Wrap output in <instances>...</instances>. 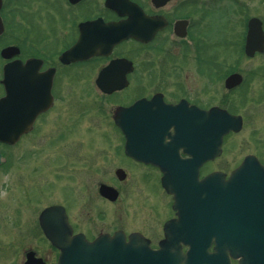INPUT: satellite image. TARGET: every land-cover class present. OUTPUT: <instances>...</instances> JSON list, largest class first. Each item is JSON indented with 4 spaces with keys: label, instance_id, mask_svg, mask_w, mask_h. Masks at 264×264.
Here are the masks:
<instances>
[{
    "label": "flooded vegetation",
    "instance_id": "af4514ba",
    "mask_svg": "<svg viewBox=\"0 0 264 264\" xmlns=\"http://www.w3.org/2000/svg\"><path fill=\"white\" fill-rule=\"evenodd\" d=\"M223 2L231 3L242 26L231 41L234 46L244 47L250 19H259L264 33V0H0V100L9 96L11 101L0 110V181L6 178L0 184V212L6 210L0 215V230L3 224L13 230L1 240L0 264H56L59 251L40 227V215L53 206L63 209L73 236L93 241L104 234L120 233L126 239L141 235L157 248L164 225L175 218L173 201L160 186L163 173L157 165L126 155L127 140L114 119L120 108L140 102L133 115L122 116L127 127L137 128L134 150L141 157L163 159L184 110L222 108V85L226 93L243 89L248 79L236 68L221 73L215 53L222 44ZM81 32L88 37L110 32L105 36L119 41L107 54L63 63L61 55L78 42ZM6 49L13 50L4 57ZM236 72L242 75L241 83L225 90V78ZM79 79L102 100L100 113L117 134L110 141L115 144L113 179L91 187L99 204L89 198L77 205L73 185L72 209L67 196L46 205V147L57 144L53 140L66 141L62 130L76 120V106L64 116L67 107L61 104L67 103L64 96L73 94ZM174 107L179 110L172 114ZM141 125L153 131H143ZM177 153L186 158L182 149ZM69 160L64 158L65 163ZM131 171L145 181L153 178L155 188H127L123 182ZM77 173L72 174L76 180ZM102 185L116 191L114 201L100 194Z\"/></svg>",
    "mask_w": 264,
    "mask_h": 264
},
{
    "label": "water",
    "instance_id": "95a60500",
    "mask_svg": "<svg viewBox=\"0 0 264 264\" xmlns=\"http://www.w3.org/2000/svg\"><path fill=\"white\" fill-rule=\"evenodd\" d=\"M105 35L111 33L88 37L87 32H81L76 45L60 60L68 63L107 54L119 39ZM10 50L13 49L4 50L2 56L5 57ZM263 50L261 23L258 19H251L245 55L253 57ZM240 82L241 76L232 74L226 78L225 88L232 89ZM9 104V96L1 99L0 110L4 111ZM139 105L140 102L126 109L120 108L114 121L129 138L125 148L128 156L159 165L163 172L161 185L173 196L176 219L164 225V239L159 242L158 249L153 250L140 235L130 236L127 242L118 233L102 235L92 242L82 236H71L63 209L49 207L40 215V227L60 252L57 264H231V261L264 264V167L255 157L246 156L228 178L224 173L213 172L199 179V168L221 154L223 137L241 130V117L218 108L184 110L183 118L178 126H174L177 137L166 146L165 158L152 159L136 154L133 137L137 128L127 127L122 120L124 113L133 115ZM177 110L179 108L174 107L169 111L175 114ZM139 129L153 131L147 125H141ZM179 148L188 158H180ZM99 192L111 201L117 196L106 186H102Z\"/></svg>",
    "mask_w": 264,
    "mask_h": 264
},
{
    "label": "rangeland",
    "instance_id": "374dc122",
    "mask_svg": "<svg viewBox=\"0 0 264 264\" xmlns=\"http://www.w3.org/2000/svg\"><path fill=\"white\" fill-rule=\"evenodd\" d=\"M255 2L256 0H254ZM221 15L222 44L218 49L219 53L215 52L218 54L216 56L220 61L221 73L234 71L236 68L235 71H239L248 80L242 90L230 93H226L222 85L221 92L218 94L222 108L240 115L243 124L239 133L231 134L225 138L222 155L213 163L206 165L203 175L213 170L228 174L248 154L256 155L264 162V53L253 59H246L242 53V47L234 46L231 43L233 38L240 34L242 26L239 24L240 21L235 20L236 17H234L230 2L222 3ZM187 71H191L192 74V69ZM81 72L84 71L81 70ZM184 73L186 71H183L181 75ZM64 97V101L67 103H62L61 106H66L67 110H63L62 115L75 109L76 106V120L68 126L67 130H62L66 133V141L55 140V142L53 140L52 142L57 144H47L44 156L45 177L42 181L48 190L46 205L67 196L68 207L72 209L74 201H71L70 198V186L73 187V185H76L75 187L78 189V195L75 198L77 205L86 200L90 201L89 198L93 204H99L96 202V189H91V187L96 186L99 181H112L113 179L112 170L115 159L112 151L115 144L110 141L117 139V134L108 127V119L106 120L100 113V110L104 109V105H101L103 102L90 91L86 80L79 79L73 94H66ZM210 97L211 95L206 94V98ZM78 112H82L83 115ZM67 119L69 120V118ZM61 121L63 122V119ZM108 141L109 144H105ZM108 147L110 150L107 149ZM64 158L66 161L71 159L70 163H65ZM73 173H77V180L72 177ZM130 174L123 182L127 188H143L144 186L155 188L152 185L153 178L150 177L145 181L144 177L132 175V171ZM72 179L77 182L73 184ZM4 181L6 178H1L0 184ZM2 194L0 189V197ZM119 202L118 200L112 205H118ZM106 211L109 215L108 210ZM5 212L6 210H3L0 215ZM1 227L4 230H0V245L1 240L5 239L4 235L13 231L8 224H3Z\"/></svg>",
    "mask_w": 264,
    "mask_h": 264
}]
</instances>
